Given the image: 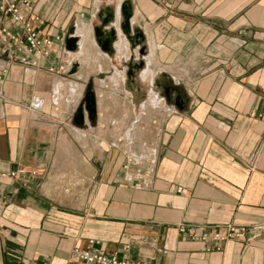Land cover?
Listing matches in <instances>:
<instances>
[{
    "label": "crops",
    "instance_id": "0c3cea01",
    "mask_svg": "<svg viewBox=\"0 0 264 264\" xmlns=\"http://www.w3.org/2000/svg\"><path fill=\"white\" fill-rule=\"evenodd\" d=\"M29 3L28 17L65 41L39 58L0 41V264L75 263L76 248L264 264V0ZM101 21L114 31L107 50ZM87 92L95 114L79 124ZM144 112L156 124L140 131ZM17 169L39 175L7 177ZM228 224L244 236H190Z\"/></svg>",
    "mask_w": 264,
    "mask_h": 264
},
{
    "label": "built area",
    "instance_id": "2783aa9c",
    "mask_svg": "<svg viewBox=\"0 0 264 264\" xmlns=\"http://www.w3.org/2000/svg\"><path fill=\"white\" fill-rule=\"evenodd\" d=\"M30 9L29 0H0V41L5 44L15 46V49L24 55H34L39 57H48L52 52L56 43H63L64 37L62 34L51 36L43 31L41 27L43 21L38 18L31 20L28 17ZM16 26L19 32H14L8 26ZM12 60L16 59L17 62L24 68H36L37 61L31 58L11 57ZM6 68L0 69V81L6 75ZM259 119L264 122V113L260 114ZM130 163V161H127ZM39 174L36 171L28 172L24 169H17L16 172H11L7 175L8 178L13 180H28L36 177ZM178 192L181 190L178 189ZM244 229L236 227L234 224H228L224 227L223 232L220 230H209L202 233H192L190 236L195 241L205 242L211 240L213 242H224L229 239H240L244 235ZM92 242V241H91ZM72 254L75 258V263L67 264H143L136 261L127 259H117L115 256L107 255L101 252H93L89 250H81L76 248ZM50 264V263H41Z\"/></svg>",
    "mask_w": 264,
    "mask_h": 264
},
{
    "label": "water",
    "instance_id": "95a60500",
    "mask_svg": "<svg viewBox=\"0 0 264 264\" xmlns=\"http://www.w3.org/2000/svg\"><path fill=\"white\" fill-rule=\"evenodd\" d=\"M122 16H123V22L121 23V30L124 34V36L126 38L127 37V33L129 31V25L127 23V18H128V12L123 9L122 12ZM106 21H101L100 26L95 30V38L97 39L98 43H101L99 38H103L104 37V41L102 43L103 45V49L108 48V46L111 44V42H113V38H114V31L109 30V31H105L104 33L102 32L103 28L106 27ZM125 29V30H124ZM129 39V38H128ZM129 41L133 44H135L136 42H134V39H129ZM75 42L76 40H74V38H69L66 41V46L67 49L70 50L72 47L75 46ZM86 99L84 101V106H79L77 108V115L75 117V122L77 123H82V116H83V110L88 112V119L92 120L94 114H95V102H94V96H92V94L90 92L86 93Z\"/></svg>",
    "mask_w": 264,
    "mask_h": 264
},
{
    "label": "bare ground",
    "instance_id": "6f19581e",
    "mask_svg": "<svg viewBox=\"0 0 264 264\" xmlns=\"http://www.w3.org/2000/svg\"><path fill=\"white\" fill-rule=\"evenodd\" d=\"M109 12H107V14H108ZM125 30V29H124ZM116 77V76H115ZM117 78V77H116ZM115 80V79H114ZM116 81V80H115ZM115 83V82H114ZM116 84V83H115ZM114 86V85H113ZM76 87V86H75ZM114 92V91H113ZM117 93V92H116ZM110 94V93H109ZM105 95H107V93L105 94ZM114 96V95H113ZM106 97V96H105ZM103 99V98H102ZM110 100V99H109ZM106 101V100H105ZM108 101V100H107ZM114 101V100H113ZM115 101H116V99H115ZM99 102V101H98ZM120 102V101H119ZM101 108V107H100ZM147 110V109H146ZM147 113H145L144 115H142L143 117H141L142 118V121H140L139 122V125H138V127H136L137 128V130H140V131H147V130H149L150 128H151V126L153 125V124H156L153 120H152V118H148L147 117V115H146ZM136 125V124H135ZM156 126V125H155ZM154 128H156V127H154ZM152 129V128H151ZM120 136H118V138H119Z\"/></svg>",
    "mask_w": 264,
    "mask_h": 264
},
{
    "label": "rangeland",
    "instance_id": "374dc122",
    "mask_svg": "<svg viewBox=\"0 0 264 264\" xmlns=\"http://www.w3.org/2000/svg\"><path fill=\"white\" fill-rule=\"evenodd\" d=\"M137 110H138V109H137ZM130 112H132V111H130ZM144 114H145V112L141 114V117H143L142 115H144ZM141 117H140L137 121L132 120V121H133L132 124H134L135 127H138L139 122L142 121V118H141ZM134 121H135V122H134ZM135 124H136V125H135Z\"/></svg>",
    "mask_w": 264,
    "mask_h": 264
}]
</instances>
